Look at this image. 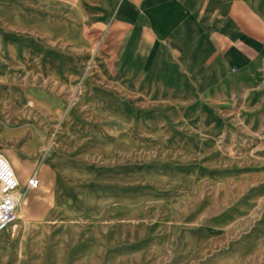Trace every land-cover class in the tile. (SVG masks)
I'll return each mask as SVG.
<instances>
[{
    "label": "rangeland",
    "instance_id": "1",
    "mask_svg": "<svg viewBox=\"0 0 264 264\" xmlns=\"http://www.w3.org/2000/svg\"><path fill=\"white\" fill-rule=\"evenodd\" d=\"M104 2L0 0V264H264V80L126 58Z\"/></svg>",
    "mask_w": 264,
    "mask_h": 264
},
{
    "label": "crops",
    "instance_id": "2",
    "mask_svg": "<svg viewBox=\"0 0 264 264\" xmlns=\"http://www.w3.org/2000/svg\"><path fill=\"white\" fill-rule=\"evenodd\" d=\"M102 1L106 10L114 5L113 38L125 44L126 58L190 83L226 82L233 72L246 83L264 80V0Z\"/></svg>",
    "mask_w": 264,
    "mask_h": 264
},
{
    "label": "built area",
    "instance_id": "3",
    "mask_svg": "<svg viewBox=\"0 0 264 264\" xmlns=\"http://www.w3.org/2000/svg\"><path fill=\"white\" fill-rule=\"evenodd\" d=\"M40 186L36 175L31 176L26 183V190H35ZM19 180L7 159L0 155V232L7 229L17 219L20 197L17 191Z\"/></svg>",
    "mask_w": 264,
    "mask_h": 264
},
{
    "label": "bare ground",
    "instance_id": "4",
    "mask_svg": "<svg viewBox=\"0 0 264 264\" xmlns=\"http://www.w3.org/2000/svg\"><path fill=\"white\" fill-rule=\"evenodd\" d=\"M223 13V12H222ZM194 18V17H193ZM194 20H195V18H194ZM214 26V25H213ZM191 31V30H190ZM190 42V41H189ZM185 44V43H184ZM202 45V44H201ZM184 47V46H183ZM192 47V46H191ZM201 47V46H200ZM233 50H235V49H232V51ZM186 53V52H185ZM240 54V53H239ZM232 57H233V55H232ZM206 59V58H205ZM245 59V58H244ZM199 60V59H198ZM246 60V59H245ZM200 61V60H199ZM204 61V60H203ZM220 61V60H219ZM241 61V60H240ZM244 61V60H243ZM202 62V61H201ZM232 62V61H231ZM234 62H236V61H234ZM246 62L244 61V64H245ZM247 63H248V60H247ZM195 64V63H194ZM200 64V63H199ZM220 64V63H219ZM239 64V63H238ZM229 65L231 66V64L229 63ZM242 65V64H241ZM241 65H239V67L241 66ZM242 66H244V65H242ZM241 66V67H242ZM194 67H196V66H194ZM242 71V70H241ZM254 73V72H253ZM161 78H163V77H161ZM170 78V77H169ZM166 79V78H165ZM163 80V79H162ZM151 82V81H150ZM148 84V83H147ZM191 119V118H190ZM58 147V146H57ZM60 147V146H59ZM80 161V160H79ZM96 164V163H95ZM99 176V175H98ZM111 178V177H110ZM123 180V179H122ZM86 182V181H85ZM81 183V182H80ZM21 186V185H20ZM153 186V185H152ZM154 187V186H153ZM174 193V192H173ZM17 195L20 197V201H22V202H20L21 204H20V211L19 212H24V209H25V206H26V202H27V197H24L23 198V196L21 195V193H20V191L18 190L17 191ZM23 199V200H22ZM81 199V198H80ZM168 204V203H167ZM170 205V204H169ZM113 210V209H112ZM256 233V232H255ZM252 234V233H251ZM261 235H262V233H261ZM202 254V253H201ZM200 256V255H199ZM204 256V255H203Z\"/></svg>",
    "mask_w": 264,
    "mask_h": 264
}]
</instances>
